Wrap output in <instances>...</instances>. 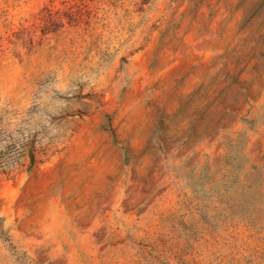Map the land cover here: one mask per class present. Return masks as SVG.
Here are the masks:
<instances>
[{
  "label": "rangeland",
  "instance_id": "374dc122",
  "mask_svg": "<svg viewBox=\"0 0 264 264\" xmlns=\"http://www.w3.org/2000/svg\"><path fill=\"white\" fill-rule=\"evenodd\" d=\"M0 264H264V0H0Z\"/></svg>",
  "mask_w": 264,
  "mask_h": 264
}]
</instances>
